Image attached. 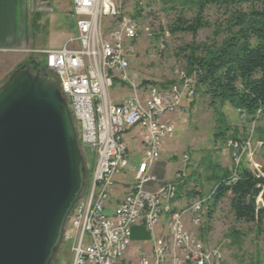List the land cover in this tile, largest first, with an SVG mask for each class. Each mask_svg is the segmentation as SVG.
<instances>
[{
  "label": "built area",
  "instance_id": "obj_1",
  "mask_svg": "<svg viewBox=\"0 0 264 264\" xmlns=\"http://www.w3.org/2000/svg\"><path fill=\"white\" fill-rule=\"evenodd\" d=\"M125 1L71 0L75 37L60 49L34 52L44 58L39 76L54 82L67 104L84 165L85 156L94 159L92 169L86 167L83 191L64 226L71 264L120 263L130 248L132 228L140 223L152 237V248L149 256L138 253L137 264H223L219 248H210L186 229L189 216V223L201 226L211 194L177 208V193L186 179L183 171L162 184L152 173L164 142L175 132L168 119L193 101L196 78L178 70L169 86L138 82L131 68L138 27L124 12ZM31 74H36L34 68ZM123 90L127 96L115 101L111 92L118 96ZM236 112L243 124L244 114ZM255 126L252 123L247 132L228 142L232 170L227 184L236 181L242 163L264 178V158L256 160L264 143L253 141ZM133 131L139 136L141 161L131 167L123 136ZM125 172L134 175L133 183L117 201V178ZM149 185L158 188L151 191ZM163 219L165 231L158 235Z\"/></svg>",
  "mask_w": 264,
  "mask_h": 264
},
{
  "label": "rangeland",
  "instance_id": "obj_2",
  "mask_svg": "<svg viewBox=\"0 0 264 264\" xmlns=\"http://www.w3.org/2000/svg\"><path fill=\"white\" fill-rule=\"evenodd\" d=\"M183 0H126L123 10L138 27V38L134 42V57L131 59V68L138 75V82H150L156 85L169 86L176 81V71L186 68L183 54L180 49L187 45L201 44L212 35V29L200 30L195 37L191 35L176 34L171 36L166 33V27L174 22L180 14L186 18L192 17L193 10H188L180 3ZM173 7V8H172ZM209 22L221 19V13L211 8L205 14ZM61 28H49V47L61 42L62 36L58 32ZM62 30H66L62 28ZM158 36V40L154 36ZM36 61L43 67L44 58L35 55ZM131 70V72H132ZM130 72V73H131ZM111 92L115 101L122 95L127 96L123 90L118 96ZM223 122L218 124L211 108L197 93L191 103H185L181 112L169 117L174 129V135L164 142L161 158L157 164H164L168 177L178 171H183L186 176L182 189L177 193L179 208L183 209L190 204L206 199L215 186L214 179L224 172L232 170L231 151L228 142L231 140L233 129H238L239 135L248 131L242 124L240 116L227 104L222 108ZM230 128L226 139L217 137L218 132ZM264 129V121L257 124L253 133V141L260 142L257 130ZM126 141H133L134 149L129 150L130 166L133 167L141 161L137 152L139 136L137 132L126 133ZM264 147L256 153V160L262 162ZM183 156L187 161L183 162ZM262 157V158H260ZM86 167L90 171L94 159L85 156ZM90 175V172H89ZM134 175L130 172L118 176V179L131 185ZM152 186V185H149ZM147 186V187H149ZM193 194V195H192ZM112 210V209H111ZM208 206H205L203 223L195 227L191 223V216L187 217L186 229L191 235L199 238L210 248H219L223 255V264H264V235L255 236L250 231L251 226L236 223L229 213L227 202H221L217 209L208 215ZM189 223V224H188ZM150 238V233L146 231ZM131 247V246H130ZM71 245L62 240L51 264H71Z\"/></svg>",
  "mask_w": 264,
  "mask_h": 264
},
{
  "label": "water",
  "instance_id": "obj_3",
  "mask_svg": "<svg viewBox=\"0 0 264 264\" xmlns=\"http://www.w3.org/2000/svg\"><path fill=\"white\" fill-rule=\"evenodd\" d=\"M85 177L58 86L19 67L0 86V264H51Z\"/></svg>",
  "mask_w": 264,
  "mask_h": 264
},
{
  "label": "trees",
  "instance_id": "obj_4",
  "mask_svg": "<svg viewBox=\"0 0 264 264\" xmlns=\"http://www.w3.org/2000/svg\"><path fill=\"white\" fill-rule=\"evenodd\" d=\"M180 3L193 10L192 17L188 19L180 14L166 27L167 34L195 37L200 30L212 29L206 42L180 49L186 63L183 70L196 78L195 93L212 109L221 129L222 108L226 104L244 114L246 128L263 122L264 0H183ZM211 8L221 13V19L216 22L206 19L205 14ZM154 39L157 41L158 36ZM35 63L40 67L37 61L27 66ZM229 131L226 127L217 137L224 140ZM261 133L264 134L263 128L257 130V134ZM238 135L235 128L229 139L236 140ZM259 139L264 143V136ZM229 175L226 171L214 179L215 186L207 202L209 217L226 201L236 223L251 226L250 231L255 236H263L264 178L252 174L244 163L238 168L236 181L227 184Z\"/></svg>",
  "mask_w": 264,
  "mask_h": 264
},
{
  "label": "crops",
  "instance_id": "obj_5",
  "mask_svg": "<svg viewBox=\"0 0 264 264\" xmlns=\"http://www.w3.org/2000/svg\"><path fill=\"white\" fill-rule=\"evenodd\" d=\"M44 8L45 11H33L31 0H0V86L16 69L36 61L34 52L60 49L70 38L75 37L76 26L71 0H48ZM51 26L61 28L58 32L61 33L62 39L59 44L49 47ZM126 142L129 150L134 149V140ZM135 147L139 152L138 142ZM152 173L160 184L172 178L165 173L164 164H155ZM127 186L129 185L117 178L114 190V198L117 201L123 197ZM157 188V185L147 187L151 191ZM179 190L181 191L180 188ZM178 203H175L177 208ZM164 223L163 219L156 231L158 235L165 231ZM146 233L143 223L132 228L131 247L118 264H137L140 251L150 255L152 237H147Z\"/></svg>",
  "mask_w": 264,
  "mask_h": 264
}]
</instances>
